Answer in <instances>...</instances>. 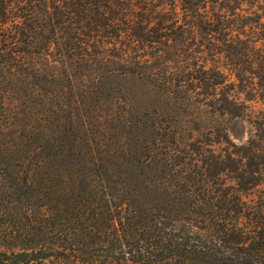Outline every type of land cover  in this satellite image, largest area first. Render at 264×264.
<instances>
[{
	"label": "trees",
	"instance_id": "16d2710c",
	"mask_svg": "<svg viewBox=\"0 0 264 264\" xmlns=\"http://www.w3.org/2000/svg\"><path fill=\"white\" fill-rule=\"evenodd\" d=\"M156 1L0 0V264H264V142L208 166L203 146L227 138L194 151L156 123L121 148L164 181L154 199L116 172L128 162L100 174L89 107L105 129L118 79L233 118L225 88L264 101V0L244 24L220 0ZM219 165L233 186L208 175Z\"/></svg>",
	"mask_w": 264,
	"mask_h": 264
},
{
	"label": "rangeland",
	"instance_id": "374dc122",
	"mask_svg": "<svg viewBox=\"0 0 264 264\" xmlns=\"http://www.w3.org/2000/svg\"><path fill=\"white\" fill-rule=\"evenodd\" d=\"M150 1L157 4L156 0ZM145 3L146 0L143 5H145ZM215 7L219 13H221L222 8L224 9L222 13L229 11L230 13H227L229 19L238 20L237 22L239 24H244L242 17H245L247 13H249L252 5H249L247 0H220L219 4ZM232 14L235 16H230ZM263 24L262 26L264 27ZM241 48L242 47H239L238 51H240ZM236 59L240 69L247 70V65L244 60L240 57ZM225 64L228 65L229 63L226 62ZM142 78L143 79L131 75L115 81V86L121 90V95L119 97L122 101L117 102V106H114V103L112 105L109 103L106 104L109 110L107 113H103V115L106 116V122L104 124L105 129L97 127L94 120L98 115L96 108L92 109L89 107L90 114H88L90 123L93 125V127L90 128L94 136L93 138L100 139L99 147L101 150L96 153V156L100 158L102 163L101 168H99L100 174L105 173L104 175H108L107 170L111 169V164H120L122 166L124 162H128V166L130 165L129 171H125L124 169H126V167L123 165L120 169L118 168L116 172L121 173V175L123 172L126 173V175H122V177L130 184V187H132L130 188L131 192L138 191L142 193V195H146V199H154V195L160 191L156 189H159L161 187V182H164L158 174H150L145 167L132 163L125 147L121 150L123 144L131 137H134L132 143L138 138H148V135L139 133L138 130H140L141 126L150 128L152 125L159 123L166 132L175 135V139H179V141L185 145H190L192 149H194L193 145H196V141L202 142L204 143L203 145H205L209 143L208 141H218V139L223 140L227 138V141L221 142L218 145L212 144V147L203 146L205 149L209 150V153H204V156L201 154L200 161L207 163L206 165L208 166H211L222 154L224 156H228L229 154L230 156L232 153L243 152L245 146H247L246 148H248V150L256 147H263L264 101L252 97L249 98L245 96V94L244 96L243 94L238 96L237 91L234 90L230 92L225 88L222 93H227V95L231 97V99L229 98V102L236 100L235 102L238 104L237 113L239 112L244 115L241 118H233L220 114L217 111L218 108L214 106V103H211V101H207L205 106L197 105V101H203L202 98L199 99V97L191 98L190 101H184L181 100L180 97H182V95L180 94L170 97L163 95L160 91L152 87V84H150L152 82L145 77ZM232 81H234L233 77ZM40 101H43V99H38L39 103ZM116 107L118 108L116 109ZM125 112H128V114ZM110 115H112V117L109 118ZM101 123L104 122L101 121ZM124 123L128 124L125 126ZM130 123H137V128H130L132 127ZM25 124H28V122ZM198 131L200 135H203L202 138L196 136ZM210 131L214 134L210 135L208 133ZM45 135H47V132ZM205 140L207 142H205ZM83 145L84 144L81 145V148H83ZM194 151L196 150L194 149ZM259 157H261L259 163H264V154H260ZM87 159L88 156L84 155L81 159V163ZM84 166L86 167L85 173H87L88 177L89 175H94L95 171L92 167L86 165V163ZM231 166V162L226 164V167ZM223 169L222 165L214 168L212 167L210 170L208 167V175L215 177L213 178V182L217 187L226 188L233 186L234 182L232 179L234 176L229 172H222ZM214 172H217L218 175L214 176ZM154 191L155 193H152ZM262 193L264 194V191H262ZM257 196L258 194L256 197ZM246 197L247 201H249L252 200L254 196L249 195Z\"/></svg>",
	"mask_w": 264,
	"mask_h": 264
}]
</instances>
